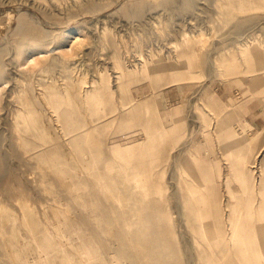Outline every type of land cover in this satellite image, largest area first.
Returning <instances> with one entry per match:
<instances>
[{"label":"rangeland","instance_id":"rangeland-1","mask_svg":"<svg viewBox=\"0 0 264 264\" xmlns=\"http://www.w3.org/2000/svg\"><path fill=\"white\" fill-rule=\"evenodd\" d=\"M84 1L0 0V5H5L8 2L28 3L27 7L30 6L29 8L34 10L18 8L8 14L6 11L0 12V28L4 25V28L0 29V52L2 53H0V76H2L0 77V86L3 87L0 93V146L10 151V141L16 140L13 139L16 136L13 132V125L18 109L23 107L20 94H28L32 101L30 108L34 110V114L39 118L42 126L39 129H24L23 135L27 139V145L21 146L16 140L13 145L16 155L15 157L10 155L12 160L9 158L11 163L19 160L20 170L23 169L30 179L41 182L43 171H47L48 174L45 178L49 179L52 192L47 196L45 193L42 195L43 202L47 203L46 199L51 200L49 197L56 196L55 198L63 202V205L70 208L69 211L74 210L70 212L73 224L71 222L65 229V232L67 230L68 233L56 237L58 242L61 244L63 242L62 245L72 252V258L63 264H91V261L96 263L97 259L105 260L106 264H147L151 259L146 256L143 241L133 236V233L137 232L143 238L145 232L151 230H146L147 222H142L136 214L134 210L136 206L132 204L133 198L128 205H126L127 203L120 205L113 198H107L104 192L98 190L99 185L95 181L97 176L91 174L83 166L88 162L84 155V150L88 149V146L83 142H77L75 136L85 133L93 123L85 119L82 113V109L85 108L83 103L81 100L79 101L80 110H73L69 106L68 109L72 111L71 119L78 122L77 127L69 130V122L47 100L48 94L45 93V87L50 82L63 89L66 85H73L75 80L83 78L86 79L83 84L85 88H90L93 82H98L101 89L106 84L113 91L108 94L107 113H103L104 115L94 121L101 125L99 137L104 143V150L98 164L99 167H102L100 170L104 169L105 161L111 156L110 144L139 142L145 135L142 124L144 125L148 121L154 124L156 116L161 118L160 120L166 128L177 129L174 136L168 131L165 132L162 136L164 142L160 144V151L154 156L155 162L152 170L156 173L155 177L162 181L164 190L153 194L151 199L156 200L158 204H164L166 209L171 211V217L167 220L173 226L175 225L176 229L188 230L185 233L191 243L189 247L193 249L194 255L196 250L206 249L207 254L204 258L198 259L193 264H229L225 263V260L230 258V242L226 243L223 240L221 246L213 247L205 239L199 238L195 241L194 234L190 229L185 228L184 230V227L179 226L181 222L182 224L185 222L187 216L178 210L176 192L180 184L184 186L192 184L199 188V191L194 192L196 199L201 194L206 195L209 199L212 198L210 206L221 210L220 217L223 220L224 236H230V220L234 216H239V213L242 217L243 205L247 197L251 195H244L243 201L240 200L239 204L230 206V185H233L239 194L242 192L238 190L237 186L242 183V180L235 179L238 164H245L247 180L252 188L248 192L252 193L258 186V183L255 184L257 180L251 164L253 160L264 154V58L260 57L261 63L257 59L248 60L242 52V48L247 46V50L254 49L250 48V44L254 42L257 43L254 51L259 50L264 54V2L244 13V16L248 15L249 18L245 17L247 18L246 23L252 24L247 27L249 29L246 26L242 27L246 29L244 34L230 32L227 35L226 31H228L230 23L228 26H219L218 13L214 15L209 9L202 10V13L200 10L199 15H188L186 14L188 12L177 9V6H169L170 9L167 6L168 8H166V5H163L164 0H160L161 2L159 0H143L145 4L139 7L138 15H130L125 13L127 7L123 11L119 9V6L110 7L115 0H96L99 2L94 9L79 7ZM125 1L121 0V4L123 2L125 4ZM132 1L127 0L126 3L131 5ZM162 6L164 9L161 8ZM80 8L81 10H79ZM105 8L109 9L100 15L99 12ZM84 15L86 18L83 17ZM81 16L82 18H80ZM22 19L24 20L22 21ZM19 20L21 21L19 22ZM253 23L255 24L253 25ZM18 27L21 28L20 32ZM22 35L37 40L40 48L31 49L30 52L22 54L23 56L19 52L16 53L18 39ZM187 35L203 40L202 47L196 52H192L193 58L190 60H187L183 55L179 56L176 50V44ZM219 38L222 40L220 41ZM39 50H44L43 55L37 52ZM32 52H35L36 56L34 61H30L35 62L33 64L25 61L27 54ZM116 52L122 57V65L119 63L117 65ZM141 55L146 57L151 66L154 65L153 70H155L156 76L160 75L158 82H154V78L148 75L145 63L141 62ZM19 56L20 58H18ZM217 56L220 57V63L214 61ZM223 56L226 57V60L221 59ZM207 61L209 62L207 63ZM122 66L134 72L137 78L129 79V75L122 74ZM3 69L6 71L5 73ZM174 73L176 76L187 74V77L174 80L176 79ZM3 74L5 75L3 76ZM204 89L214 92L212 102L215 107L213 109L206 105L205 97L202 96ZM23 90L26 91L23 92ZM145 99L152 101L154 106L147 108V111L136 112L137 105ZM113 107L116 109L111 112ZM131 112H133L132 125L128 129H119L118 120L121 121V118ZM228 114L230 120H228ZM147 119L149 120L147 121ZM222 122H226V125L221 126ZM226 129L231 130L232 134L236 131L237 136L235 137L238 142L234 143V138L225 135ZM181 150L183 153L180 152ZM40 152H43L48 159H50L49 154L55 152L57 158L54 157V160L56 163L58 161L57 167L60 165L68 167L69 172L73 173V177L79 182L78 187L70 188L64 184L57 174L56 168L48 167L49 164L46 160L39 158L38 153ZM61 154L62 156H60ZM238 154L240 159H246L245 162H239ZM174 155H180V158L184 157L185 161L176 165ZM114 176L116 179H120L116 173ZM252 177L255 178V182ZM203 178L204 180H202ZM51 181L52 183H50ZM118 184L122 188L124 187L123 182L119 181ZM212 186L215 187V190L213 189L212 192L207 190ZM216 189L219 196L216 194ZM255 196L254 198L258 199V196ZM92 197H95V200ZM0 199L13 203L11 197L9 198L2 190H0ZM232 210H236V213ZM198 211L201 212L200 209ZM94 213L96 216L99 215L98 219ZM177 218L178 220H176ZM187 224H189L188 221ZM53 225L54 223L51 224V226ZM94 251L100 258L98 256L96 259L89 258L91 255L89 253ZM132 255L139 256L137 262L133 261ZM1 261L2 264H9L6 263V260Z\"/></svg>","mask_w":264,"mask_h":264},{"label":"bare ground","instance_id":"bare-ground-1","mask_svg":"<svg viewBox=\"0 0 264 264\" xmlns=\"http://www.w3.org/2000/svg\"><path fill=\"white\" fill-rule=\"evenodd\" d=\"M133 1L131 2V5H130V3H126L127 0L125 1V4L124 2L121 4V0H115V2L110 7L119 6V9H121V11L125 10L127 7V9L125 10V13L127 12L130 15H133V14L138 15V13L140 12L139 7L143 6L145 3L143 2V0H136L134 4H132ZM98 2L96 0H85L84 3H82V5L80 6L78 5V6L94 9L98 5ZM262 2H264V0H164L163 5L164 6L166 5V8H168L169 6L170 7L177 6L176 7L177 9H183L185 12H188L186 13L188 15L198 14L200 10L202 13V10H205V9L211 10V12L214 15L215 13H218V17H220L219 26L221 25L223 27L226 25L228 26L230 23V27H228L229 29L228 31H226V34L228 35L230 34V32L241 34L246 30L245 28H242V27L246 26L247 28L249 25H252V24H249V22L246 23L248 15L244 16V13L246 11H251L250 9L252 7L259 5ZM27 4L22 3V2H20L19 4L8 2L5 5H0V12L6 11V13L8 14L11 11H14L18 8H23L25 10L34 11L33 9L29 8L30 6L27 7ZM210 6L213 9H211ZM109 8H105L101 12H99L100 15L104 11H107ZM161 8H163V6ZM79 10H81V8ZM96 12L98 14L97 10ZM206 16H209V15H206ZM83 17H85V15ZM132 17H135V16H132ZM252 17H255V16H252ZM80 18H82V16ZM235 18H236V21H234ZM23 20L24 19H22V21ZM20 21L21 20H19V22ZM258 21H256V23H258ZM250 23L252 22L250 21ZM254 24L255 23H253V25ZM2 27L4 28V25H2L1 28ZM20 29L21 28L18 27L19 32H20ZM24 36L23 35L22 37L20 36L21 38L18 39L19 42L17 44L18 51H16V53L19 52L21 53V55L22 54L24 55L30 52L29 50L31 49H35L39 47L38 46L39 42L37 40L29 38L27 36L24 37ZM68 38L70 37L68 36ZM221 40L222 39H220V41ZM202 44H203V40L201 38H194L190 35H187L183 38L182 41L176 44V50L179 56L183 55L187 60H190L193 58L192 52H196L200 47H202ZM245 45H248V44H245ZM250 46H251L250 48L255 49V47L257 46V43L255 44L253 42L252 44H250ZM254 49L247 50V46H246L245 48H242L243 50L242 52H244L248 60L257 59L259 63H261L262 59L260 57L264 58V54L259 50L254 51ZM43 51L44 50H39L37 52L43 55L42 53ZM34 53L35 52H32L31 54H27L25 61H29V62L34 61V59L36 58ZM141 56H142L141 62L145 63L144 65H145V69L148 72V75L155 79V80L153 79L154 82H158L157 80H159L160 75L157 74L159 76H156L155 70H153L154 65L151 66L148 60L146 59V57L144 55H141ZM115 57H116L117 65L118 63L122 65L121 55L117 54L116 52ZM18 58H20V56ZM221 59L226 60V57L223 56ZM210 60L211 59H209V61ZM209 61H207V63ZM214 61L220 63V57L217 56L216 59H214ZM30 63L33 64L35 62H30ZM38 66H39V63H38ZM3 72L5 73L6 71H4L3 69ZM121 73L124 75H129L130 76L129 79L137 78V75H135L134 72L130 71L129 69L123 66H122ZM4 75L5 74H3V76ZM174 75L176 76L175 73ZM70 76L72 75L70 74ZM186 77H187V74H184V76H176V79L174 80L183 79ZM85 82H86L85 78L81 80H75V82H73L74 83L73 85H66L63 89L59 88L57 84L50 82L45 87V93L47 92L48 94L47 100L49 104L57 112H61V114H63L64 118L66 119V121L69 122L68 124L69 130H73L75 127L78 126L77 124L78 122L71 119L72 111L68 109L69 106L72 107L73 110H77V109L80 110V108L78 107L79 101L81 100V102L83 103L85 108L84 110L82 109V113L85 116V119H87L89 122H93L90 128L87 131H85V133L79 136H75V140L77 142H83L84 145L88 146V149L84 150V155L87 158L88 162L83 164V166H85L91 174H95L97 176L95 178V181L99 185L98 190L104 192L105 193L104 195L107 198L109 197L113 198L114 200L118 201L120 205H124L125 203H127L126 205H128L129 202H131V198H133L132 204L136 206L134 207L136 214H138V217L140 218L142 222H147L146 224H148V227L146 230L151 229L147 233L145 232L143 238L137 232L133 233L134 234L133 236L135 238H140L141 241H143V244H145L146 256L151 258L147 264H193L194 262L196 263L198 259L200 260L201 258H204V256L207 254V251L205 248H200L196 250L195 255L193 254L192 252L193 249L189 247L191 243H189L188 236L185 233L188 230H185V228L186 229L188 228L192 231V233L194 234L195 241L196 239L199 240V238L202 240L205 239L208 241V243H210V245L212 244L213 247L217 245L221 246L223 243V240L226 241V243L230 242V258H229L230 260L226 259L225 263L264 264V154L260 158L253 160L251 164L252 169L255 172L257 182H255L254 177L252 178L254 179L255 184L258 183L256 190L255 191L253 190L252 193L248 192L251 188L250 187L251 185L248 183V180H247L248 175H247V171L244 166L245 164H238L237 166L238 169L237 171H235V179L242 180V183H240V185H237L239 188L238 190L242 191L241 192L242 194L241 193L239 194V192L236 191V188L233 185H230V196H229L230 206L239 204L240 200H242V197L244 195L245 196H247L246 194L248 195L251 194V195L247 197L243 205L244 207L242 209L243 210L242 217H240L241 214L239 213V216L238 215L234 216L232 217V220H230V236L229 235L224 236V230H223L224 227L222 226L223 225L222 217H220V213H221L220 208L214 209L213 207H211L210 200L212 198L209 199L206 195L201 194L196 199V196H194L195 194L194 192L199 191L198 190L199 188L194 185L192 186V184L191 186L190 185L184 186L183 184H180L177 188V192H176L177 202L176 203L178 206V210L180 213H183L184 215L187 216V218L185 219V222H183V224L181 222L179 225L180 227H184L185 231H183L182 229H181L182 231H180L179 230L180 228L176 229V226L175 225L173 226L172 223L167 220L171 217L170 216L171 211L167 210L164 204L163 205L158 204L156 200L151 199V196L153 194L162 192L164 190V188L162 187V181L158 179L157 177H155L156 173H154L152 170V167L155 162L154 156L160 151V148H161L160 144H163L164 142L163 141L164 139L162 138V136L165 134V132L168 131L170 134L174 136L177 129L173 127L169 129L166 128L165 125L162 124L160 120L161 118H159V116H156L157 118L154 124L149 123L148 121L149 119H147L148 121L147 123H144V125L141 123L143 126V132L145 133V135L142 139L139 140V142L134 141V142H130L127 144L112 143L109 145V152L111 156L108 160L106 161L104 160L105 167L103 170H100V168L102 167H99L100 165L98 166V164H99V160L104 150V145H103L104 143L102 139L99 137L101 133V125L97 124L94 121L100 116L104 115L103 113L106 112L108 104H109L108 94L109 92L111 93L113 91L109 88V86H106V84H104V86L101 89V87H99L100 85H98V82H93L92 86L90 85L91 86L90 88H87V87L85 88L83 85ZM6 84L8 85V83ZM196 87H197L196 89H198V86ZM2 88L3 87L0 86V93H1ZM25 91L26 90H23V92ZM202 96L205 97L206 105L213 109L215 107L214 103L212 102L214 98L213 90H210V89L202 90ZM20 98H21V103L23 104V107H21L17 111V115H16L14 125H13V130H14L13 132L15 133L16 136H14L13 139H16L19 145L24 146V144L27 145V139L23 135V130L24 129H39L42 126V124L39 118H37L36 115L34 114V110L30 108L32 106V101L30 100L28 94L21 93ZM137 106L138 107L136 108V112L139 110L140 111L146 110L147 108H151L154 105L152 101L145 99V100H142L140 104H138ZM115 109L116 107H113L111 109V112H114ZM149 114H150V111L148 115ZM140 117L142 116L140 115ZM227 117H228V120H230L229 114L227 115ZM118 121L119 122H117V124H119V129L120 128L128 129L133 123V112L121 118V121L120 120ZM224 125H226V122H222L221 126H224ZM178 126H180V124H178ZM117 128H118V125H117ZM224 133L227 137L234 138L233 140L234 143L238 142L237 141L238 139L235 137L237 136L235 134L236 131L234 134H232L233 132L231 130L226 129ZM16 140L10 141L11 143L10 151L3 149V147L0 146V190L4 191V193H6V195L9 196V198L11 197V199L13 200V203H9V202H6L0 199V264H2L1 260H6V263H9V264H63V262L72 258V252L70 251V249L68 250L66 249L67 247L65 248L62 245L63 244L62 241H61L62 244L58 242L56 240V237L65 235V233L67 232V230L65 232L66 226H69V224L72 222L71 221L72 213L70 212L74 210L71 209V211H69L70 208L68 209V207L63 205V202H60L57 198H55L56 196L49 197L51 198V200L46 199L47 203L43 202L42 195L45 193L47 196L48 193L52 192V185L49 184L48 182L49 179L45 178V176H47L48 173L45 170L43 171V174H42L43 178L40 182V181H37L36 179H30L27 173L23 169L20 170L19 166L21 165H19V160H16L13 163L10 162V158L12 160V157H15L16 155V151L13 146ZM54 147L55 146H53V148ZM182 151L183 150H181L180 152ZM10 155L12 157H10ZM38 155L40 159L46 160V162L49 164L48 167L54 166L56 168V172L59 175V177L62 179L64 184L68 185V187L70 188L78 187L79 182L73 177V173L69 172V170L67 169L68 167L66 168L65 165H62V166L60 165L59 167H57L58 161L56 163V161L54 160V157H56L55 152H51L49 154L50 159H48V157L43 152L38 153ZM60 156H62V154ZM180 157H181L180 155H174L176 165L178 164L180 165L181 163L185 161L183 159L184 157L183 158H180ZM239 157L240 155L238 156V158ZM239 160H240L239 162H243V161L245 162L246 159L243 158L242 160L239 158ZM173 162L174 160L172 161V163ZM174 166H173V169H174ZM114 173L119 175L120 179H116V177L114 176ZM85 176L87 177L86 174ZM202 180H204V178ZM119 181L123 182L124 184L123 188L118 184ZM50 183H52V181ZM215 187L212 186L209 189L207 188V190H210V192H212L213 189L215 190ZM126 192H131V193L127 194ZM216 192H217V189H216ZM216 194L219 196L218 192ZM98 195L100 196L99 192H98ZM255 195L258 196V199L254 198ZM173 197H176V196H173ZM92 198H94L95 200V197H92ZM102 198H103V195H102ZM102 204L104 205V203ZM198 207L201 210V212L198 211L199 210ZM232 211L236 213L235 212L236 210H232ZM98 217L99 215L96 216L97 219ZM103 218L105 219V217ZM181 219H183L182 216H181ZM176 220H178V218ZM186 220L189 222V224H187ZM52 223H54L53 226H51ZM101 228L103 229V227ZM140 239H138V241H140ZM92 246L93 245L91 244V247ZM89 254H91L89 258L92 257L93 259L94 258L96 259L98 256V253L95 251ZM78 256L80 255L78 254ZM132 256H133V261L137 262L139 256L138 255H132ZM98 258H100V256H98ZM93 262L94 261H91V264ZM95 262L96 263H93V264H106L105 260L103 259H97L95 260Z\"/></svg>","mask_w":264,"mask_h":264}]
</instances>
